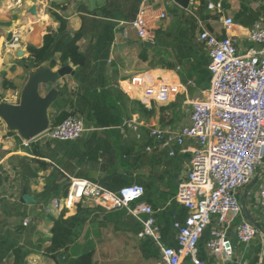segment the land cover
<instances>
[{"label": "crops", "instance_id": "crops-1", "mask_svg": "<svg viewBox=\"0 0 264 264\" xmlns=\"http://www.w3.org/2000/svg\"><path fill=\"white\" fill-rule=\"evenodd\" d=\"M144 0H0V21L10 23L0 25V97L3 101L18 104L23 89L30 78L32 71L37 68L27 67L21 62L30 54L27 44H43L44 35L49 31H56L60 22L55 20L50 11L54 10L67 21V29L75 32L83 27L84 21L96 19L99 35L89 30L87 37L78 42L82 52L88 57L84 68L69 63L73 73L58 77L53 82L41 83L39 92L45 96L49 91H58L56 105L49 107V114H58L63 109L72 110L71 104L62 103L61 90L77 99V93L103 92L107 94L113 110V117L109 126L96 127L95 122L85 124V131L75 140L60 141L49 139L43 135L36 137L30 146L23 144V138L16 132L8 129L7 123L0 117V264H15L16 254L14 249L21 247L24 256L20 259L22 264H63L62 261L75 259L86 251H94L93 264H156L161 256L160 247L152 238L139 237L136 218L125 209L108 210L98 204L94 199H85L76 203L71 210L62 209L47 212V206L57 196L53 194L58 185L70 181L71 177L85 178L103 186L101 180L110 170L103 167L102 152L98 148V139L114 143L120 133L123 142L135 143V159L138 154L143 161L135 160L126 174V168L118 166L116 171L121 176H126L133 183H150L153 199L167 201L168 205L172 195L177 192L179 183L186 177L193 155V143L187 140L184 146L177 144L171 147L160 148L148 152L146 146L153 144L149 136V127L179 129L189 123L192 101L201 98L210 86L211 72L207 64L208 81L201 86L196 81V76L183 82L179 71L183 66L175 59L176 47L172 44L173 35H163L157 42L155 38L158 30L172 32L177 28V19L197 24L193 40L201 46V53L210 62V57L205 45L198 40L202 28L218 36L225 33L222 15L209 11L200 0L190 4L188 0H148L152 9L150 19L151 41L140 38L129 27L131 21ZM206 1V0H205ZM55 2L60 4L56 8ZM36 5L37 14H32L29 9ZM166 12L167 17L159 19L160 12ZM224 16L233 17L236 24V35L240 45L248 44L247 35L257 22L264 23V4L258 0H230L226 1ZM191 17L196 21H192ZM105 23H112L113 29H103ZM20 31V44L15 47L7 45L9 36ZM111 38V39H110ZM162 41V42H161ZM148 46V60L143 59V50ZM155 45L156 48H155ZM20 51H24L19 56ZM175 62L176 67L167 68L162 65L161 59ZM56 66L51 67L45 62V67L55 72L63 63L60 54H56ZM2 73L11 80L15 89L2 87ZM147 77V85L168 84L176 88L167 103L142 101L143 87H135L131 80L135 75ZM60 101V105H58ZM140 102L148 108L153 105L157 108L177 103L176 108L164 113H156L144 118L139 113H134V103ZM189 104L188 113L184 112V105ZM116 112V115H115ZM178 118L187 124H178ZM115 120L119 122H115ZM89 149H92L91 151ZM170 151H174L171 155ZM94 155H98L96 159ZM82 173V174H81ZM264 173V159L259 165L255 175L257 181L250 187L246 196V206L249 215L241 206V213L232 214L233 221L228 231V237L233 246L230 258L212 256L206 249V241L210 230L219 228L220 225L213 218L211 225L203 237V250L199 248V256L207 264H228L235 261L238 264H247L245 258L251 248L263 246L260 254L262 264L264 255V232L257 228L255 237L247 244L238 241L235 227L243 217L257 223L264 222V211L258 207V189ZM253 176V177H254ZM253 179V178H252ZM50 188V190L47 189ZM245 188V187H244ZM241 190L239 198L243 193ZM147 201V200H146ZM88 209L87 220L78 238L67 249L49 252L51 244V228L54 217H58L64 210V217L77 213L78 206ZM165 205V206H166ZM241 205V204H240ZM163 206L162 208H164ZM161 208V207H160ZM156 211V209H155ZM157 212V211H156ZM243 215V216H242ZM28 224H24L26 219ZM236 221V222H235ZM257 227V226H256ZM259 233V234H258ZM163 237V234H162ZM261 240V241H260ZM166 245L167 242L163 238ZM171 246V245H170ZM58 254H63L60 258ZM183 264H193L186 259Z\"/></svg>", "mask_w": 264, "mask_h": 264}, {"label": "built area", "instance_id": "built-area-1", "mask_svg": "<svg viewBox=\"0 0 264 264\" xmlns=\"http://www.w3.org/2000/svg\"><path fill=\"white\" fill-rule=\"evenodd\" d=\"M147 1L142 2L128 24L140 38L151 41L152 6ZM188 1L194 4L200 0ZM226 1L206 0L209 11L222 15L225 33L218 36L202 28L198 34V40L209 53L211 80L204 95L192 101L189 123L175 130L148 128L154 141L146 146L148 152L173 144L184 146L187 140L193 143L186 177L180 181L174 197L187 209L185 221L174 223L177 246L163 242L156 211L143 200L145 187L140 183L111 190L85 178L71 177L67 195L54 197L47 206V212L71 210L85 199H94L108 210L126 209L141 223L139 237L152 238L160 247L161 256L156 264H183L186 259L193 264H207L199 256V242L216 217L220 227L211 230L206 249L212 256H232L233 246L228 237L232 214L241 213V190L250 183L264 159V23H255L248 32V44L240 45L233 17L223 15ZM258 1L264 4V0ZM166 17L164 11L158 14L159 19ZM20 40L21 33L17 31L7 45L18 46ZM131 82L135 87H143L144 103H167L176 90L168 84L148 86L147 77L139 74ZM84 131L83 117L71 114L59 124H50L41 135L69 141L78 139ZM34 139L23 138V144L30 146ZM170 154L173 155L174 151ZM1 198L0 190V203ZM257 204L264 211V173ZM29 222L28 218L24 224ZM256 233L253 221L244 217L235 227L236 237L241 243H249Z\"/></svg>", "mask_w": 264, "mask_h": 264}, {"label": "trees", "instance_id": "trees-1", "mask_svg": "<svg viewBox=\"0 0 264 264\" xmlns=\"http://www.w3.org/2000/svg\"><path fill=\"white\" fill-rule=\"evenodd\" d=\"M203 4L206 6V1H203ZM226 5V2L225 4ZM53 7H60V4L55 2L52 3ZM51 16L60 22V27L56 31L49 30L43 38V44L39 47H36L33 44H27V51L29 52V56L27 58H22L21 62L24 63L27 67L36 68L40 66L44 62H48L51 67L56 66V54H60V61L63 64L72 63L78 68H84L88 62V57L85 52H82L78 46V42L87 37L89 30L95 32L94 35H99L102 29H98L99 27L95 24L98 23L96 19H92L91 23L94 26H90V21L87 22L86 19L84 21L83 27L75 32H70L67 29V21L56 11H50ZM137 13V12H136ZM192 21H196L195 18L191 17ZM10 23H3L0 21V25ZM197 28V24L191 22L186 18L183 21L181 18L177 19V28L173 30V33L166 32L163 30H158L155 38L157 42L162 39L163 35H173L172 44L176 47V61L181 63L183 66V71H179L181 79L183 82H187L188 78H192L196 76V81L201 86L205 85V82L208 81V70L207 64L209 60L201 53V46H198L193 40L195 35V29ZM103 29H113L112 23H105ZM11 39V36H9ZM111 39V38H110ZM159 40V41H158ZM162 42V41H161ZM148 46L143 50V59L148 60ZM157 45H155L156 48ZM162 65L167 68H175L176 63L170 62L167 59H161ZM2 87L4 89H15L16 85L6 77L5 73H2ZM61 102L67 104H71L73 106L72 110L63 109L58 114H49L51 125H56L61 123L65 118H67L71 114H79L86 121L87 125L95 122L96 127L100 126H109L108 124L113 117V110L108 106L110 105L109 99L106 93L103 92H85V93H77V99L69 96L67 93L61 90ZM58 101L57 103H59ZM56 105V102L53 103V106ZM177 103L168 105V106H152L151 108L146 107L140 102L134 103L133 112L139 113L144 118H148L153 116L156 113V110H159L161 113V120L164 119V113L168 111H172L176 108ZM116 115V112H115ZM84 121V122H85ZM115 122H119L115 120ZM10 133H13L12 131ZM117 139L114 143H108L104 139H98L95 137L98 145V148L94 150V153L98 154L99 150L102 152L103 158V167H110V170L101 180L103 182V186L109 188L111 190H118L124 185L132 184L133 181L127 179V175L130 173L129 167L131 168L134 164V148L135 143L131 142H123L121 139L120 133L117 135ZM90 151L92 149H89ZM97 159L98 155H94ZM135 160L143 161V158L140 154ZM125 167L126 168V176H121L117 173L116 168ZM82 174V173H81ZM70 181H66L63 184L58 185L56 189H54L53 194L55 195H67L69 190ZM145 187V195L143 200H147L154 209H156L155 217L157 222L161 226L162 234L164 240L169 244V246L176 247V229L174 227V223L176 221L184 222L187 216V209L179 204L175 199V195H172L170 203L166 205L165 200L159 202L153 199L152 195V187L150 183H143ZM48 190L50 188L47 187ZM246 202V200H245ZM166 205V206H165ZM165 206L164 208H162ZM161 207V208H160ZM126 210V209H125ZM88 209L84 208L82 205L78 206L77 213L72 216L64 217L65 211L63 210L58 217H54V224L51 228V244L48 247L49 252H57L60 249H67V247L73 243L79 236L82 228L84 227L87 220ZM243 216V215H242ZM241 220H239L240 222ZM236 222V221H235ZM238 222V223H239ZM136 225L138 226V230L141 229V223L136 220ZM257 228L260 231L264 232V222L257 223ZM211 232V230H210ZM259 234V233H258ZM206 236V231L204 232L202 238L199 242L200 250H203V237ZM209 237V236H208ZM239 241V240H238ZM261 241V240H260ZM263 246L260 243L258 248H251L249 253H246L245 258L248 260L247 264H257L261 260ZM14 253L16 254L15 264H22L20 259L24 256V252L21 247H17L14 249ZM63 254H58L61 258ZM94 251H86L82 254L78 255L75 259L72 260H64L63 264H93ZM210 264V263H209ZM228 264H238L235 261L229 262ZM243 264V263H241Z\"/></svg>", "mask_w": 264, "mask_h": 264}, {"label": "water", "instance_id": "water-1", "mask_svg": "<svg viewBox=\"0 0 264 264\" xmlns=\"http://www.w3.org/2000/svg\"><path fill=\"white\" fill-rule=\"evenodd\" d=\"M29 12L37 14V7L33 5ZM39 47L38 44H35ZM24 51H20L19 56L23 55ZM45 62L42 63L36 71H32L30 78L26 83L20 102L11 104L3 101L0 97V117L7 123L8 129L18 132L22 138L26 140L34 139L43 134L50 126L49 107L52 106L57 99L58 91L52 89L45 96L39 92L41 83L53 82L58 77L73 73L72 67L68 64H63L57 71L53 72L50 68H46ZM259 175H255L248 183L243 193L240 196V204L247 215H249L246 206V196L250 187L257 181ZM255 226L256 222L253 221ZM264 264V255L262 257Z\"/></svg>", "mask_w": 264, "mask_h": 264}, {"label": "rangeland", "instance_id": "rangeland-1", "mask_svg": "<svg viewBox=\"0 0 264 264\" xmlns=\"http://www.w3.org/2000/svg\"><path fill=\"white\" fill-rule=\"evenodd\" d=\"M60 103H61V102H59L58 105H60ZM189 109H190L189 104H185V105H184V112L188 113ZM184 120H186V119H184ZM184 120H183V121H184ZM183 121H182L181 119L178 118V122H179L178 124H180V123H181L180 125L187 124V121H186V122H183Z\"/></svg>", "mask_w": 264, "mask_h": 264}]
</instances>
